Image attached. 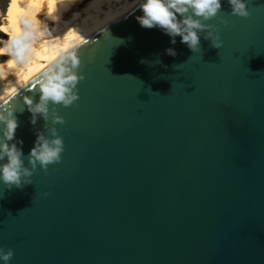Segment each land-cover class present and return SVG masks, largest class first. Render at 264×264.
<instances>
[{
    "label": "water",
    "instance_id": "95a60500",
    "mask_svg": "<svg viewBox=\"0 0 264 264\" xmlns=\"http://www.w3.org/2000/svg\"><path fill=\"white\" fill-rule=\"evenodd\" d=\"M247 5L207 21L220 49L172 45L140 5L79 46L61 161L0 183L9 264H264V0ZM35 79L8 99L25 156L45 125L22 99Z\"/></svg>",
    "mask_w": 264,
    "mask_h": 264
},
{
    "label": "clouds",
    "instance_id": "9594fccd",
    "mask_svg": "<svg viewBox=\"0 0 264 264\" xmlns=\"http://www.w3.org/2000/svg\"><path fill=\"white\" fill-rule=\"evenodd\" d=\"M222 3L230 7V14L242 18H248L247 0H142L139 9L143 13L136 19L142 28L160 29L170 37V43L175 45L177 37L180 43L195 52L200 49L201 37L211 42V46L217 49L222 47L220 33L215 25L207 21L216 18L222 10ZM54 5L48 4L45 15L53 16ZM12 8L9 7V17L12 18ZM12 31L4 29L7 40H0V77L6 70L15 69V75L27 83L33 76V62L36 58V48L47 50L45 45L53 42L45 39L51 36L47 24L36 19L31 5L16 9L15 18L11 20ZM220 23L227 24V20L221 18ZM64 43L58 47L56 55L51 58L39 57L49 60L46 65H41L44 70L35 79V93L38 101L33 97H22L24 105L31 114L30 124L35 126L38 119L45 121L43 129H37L35 140L27 156L23 152V140L16 138V130L19 127L15 115L14 103H9L8 98L15 95L17 89L7 90L0 96V183L10 190L15 186L21 188L32 184L31 177L38 167L47 170L49 165L61 161L64 151L63 138L58 134L57 124H64V118L58 113V107H70L79 99L78 83L84 79L78 74L81 64L79 44ZM169 56H176L173 47L165 49ZM25 71L27 74L25 75ZM47 133V135H46ZM45 195H47L45 193ZM14 253L11 249L5 251L0 248V264H9Z\"/></svg>",
    "mask_w": 264,
    "mask_h": 264
},
{
    "label": "bare ground",
    "instance_id": "6f19581e",
    "mask_svg": "<svg viewBox=\"0 0 264 264\" xmlns=\"http://www.w3.org/2000/svg\"><path fill=\"white\" fill-rule=\"evenodd\" d=\"M54 5L53 16L55 19L48 18V4ZM142 0H14L11 5L12 18L8 15L4 17V28L10 33L12 31L11 20L15 18L16 9L31 5L36 19L47 24L51 36L45 39L52 41V44L45 45L46 51L40 47L36 48V58L33 62V76L27 83L22 80L18 83V77L14 74L15 69L6 70L3 77H0V96L11 89L16 88V93L37 78L40 72L35 71L44 69L41 65H46L49 60L39 57L51 58L56 55L58 47L64 43H77V41H87L89 38L102 31L109 25L124 17L127 13L139 6ZM0 40H7L1 38ZM83 43L79 44L81 46ZM7 57H0V60ZM25 75L27 72L25 71ZM10 98V97H9ZM8 98V99H9ZM4 103L0 101V104Z\"/></svg>",
    "mask_w": 264,
    "mask_h": 264
},
{
    "label": "rangeland",
    "instance_id": "374dc122",
    "mask_svg": "<svg viewBox=\"0 0 264 264\" xmlns=\"http://www.w3.org/2000/svg\"><path fill=\"white\" fill-rule=\"evenodd\" d=\"M14 3V0H0V37L7 38L4 32V17L8 15L9 7Z\"/></svg>",
    "mask_w": 264,
    "mask_h": 264
}]
</instances>
